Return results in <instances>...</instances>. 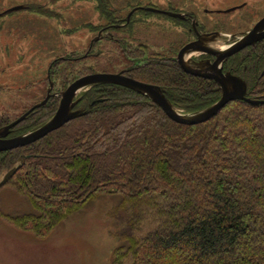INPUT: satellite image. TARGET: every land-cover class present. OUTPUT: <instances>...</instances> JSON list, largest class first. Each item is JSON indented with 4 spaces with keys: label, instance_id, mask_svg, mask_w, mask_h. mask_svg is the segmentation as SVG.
<instances>
[{
    "label": "trees",
    "instance_id": "trees-1",
    "mask_svg": "<svg viewBox=\"0 0 264 264\" xmlns=\"http://www.w3.org/2000/svg\"><path fill=\"white\" fill-rule=\"evenodd\" d=\"M94 1L101 19L121 17L110 0ZM22 9L51 16L44 6ZM257 52L264 60V48ZM96 56L84 51L55 59L46 87L51 81L53 91L64 90L79 77L119 68L118 52L111 62L108 54ZM158 66L157 84L183 113L219 100L214 81L186 76L175 64ZM247 92L264 100V74L248 81ZM79 97L78 109L92 105L86 115L33 144L0 152V180L21 165L6 184L14 181L31 207L5 221L44 238L98 194L117 193L121 201L108 216L119 225L114 236L121 244L111 264H264V104L229 102L210 120L185 126L121 86L97 85ZM58 102L49 98L9 137L40 127ZM19 116L0 114V128Z\"/></svg>",
    "mask_w": 264,
    "mask_h": 264
},
{
    "label": "rangeland",
    "instance_id": "rangeland-1",
    "mask_svg": "<svg viewBox=\"0 0 264 264\" xmlns=\"http://www.w3.org/2000/svg\"><path fill=\"white\" fill-rule=\"evenodd\" d=\"M135 1L110 0V7L124 9ZM149 1L158 7L168 2L183 5L198 18L204 17V0ZM208 1L211 7L219 0ZM223 1L224 6L233 3ZM32 4L48 8L51 16L24 9L9 11ZM95 8L94 0H0V114L19 116L43 100L50 63L86 51L94 35L88 26L101 23ZM156 26L161 30L170 27L168 23L157 25L152 19L146 33H155ZM120 201L117 193L98 194L44 238H37L3 218L31 212L27 197L14 181L5 184L0 188V264H111L112 252L121 241L114 236L119 225L108 212Z\"/></svg>",
    "mask_w": 264,
    "mask_h": 264
},
{
    "label": "flooded vegetation",
    "instance_id": "flooded-vegetation-1",
    "mask_svg": "<svg viewBox=\"0 0 264 264\" xmlns=\"http://www.w3.org/2000/svg\"><path fill=\"white\" fill-rule=\"evenodd\" d=\"M221 1L219 0L217 4L213 2L211 7H208L210 2L204 0L205 5L202 10L204 17L202 18H198L192 10L183 5L174 6L169 2L163 7H158L149 0H138L135 3L126 4L124 9H116L121 17L114 23L99 17L101 23L92 25L98 29L93 32L94 35L88 42L86 56L91 55L95 58L96 55L108 54L109 62H111L113 55L118 52L119 68L111 74H121L144 84L158 86L166 97L165 92L168 88L157 84L158 71L155 72L154 68L159 67L158 65L175 64L178 70L184 73L177 62V54L183 46L197 41L205 34H215L217 36L214 37V35V38H206L207 43L202 48H210V51L214 52L222 51L242 39L264 17V9H262L264 0H232L233 3L229 6L222 5ZM96 4L94 1L95 7ZM152 19L157 25L168 23L170 27L161 30L156 26L155 33L147 34V25ZM114 30H118L119 33L117 34ZM167 30L170 32L167 33ZM97 37L99 39L95 41ZM97 43L100 44L97 45ZM262 47L264 48V38L257 41L254 46H246L230 55L221 62V71L241 78L248 88V81L264 74V60L260 57V52H257ZM188 58L195 62L209 61L213 67L219 64L217 56L201 52L193 53ZM150 69L153 73L147 75L148 77L141 74ZM184 74L191 77L187 73ZM53 89L54 86L51 97H57L55 94L63 91H53ZM78 102L74 110H78ZM8 138L12 137L8 135Z\"/></svg>",
    "mask_w": 264,
    "mask_h": 264
},
{
    "label": "water",
    "instance_id": "water-1",
    "mask_svg": "<svg viewBox=\"0 0 264 264\" xmlns=\"http://www.w3.org/2000/svg\"><path fill=\"white\" fill-rule=\"evenodd\" d=\"M20 9H22V7L17 6L9 11H17ZM214 35L215 34H205L204 36L199 37L197 41L183 46L177 54L178 66L184 73L194 77L214 81L218 85L221 95L219 100L212 105L197 111L183 113L182 111L177 110L170 103V101L165 97L163 90L158 86L144 84L126 78L121 74H87L77 78L71 82L65 90L55 94L59 97L57 109L44 124L33 131L8 138V135L14 126L22 122L34 109L42 107L48 99L53 96L51 93L53 84L52 82H49L46 95L41 102L32 106L27 112L19 116L10 124L0 128V152L10 151L33 144L34 142L44 138L47 134L61 128L68 122L86 115L92 105L87 111L82 109L74 110L73 108L80 100L79 95L94 85L112 84L132 90L140 96L148 99L154 105L158 106L171 121L185 126H194L210 120L229 102L239 100L250 105L264 104V100L248 98L246 83L241 78L233 76L230 73H223L221 71V62L227 57L237 53L246 46H254L257 41L264 38V17L242 39L222 51L214 52L210 51V48H202V46L207 43L206 38L213 37ZM216 36L217 35L214 37ZM98 39L99 37L95 38V41ZM196 52L217 56L219 59L218 66L213 67L209 61L195 62L194 60L188 58L189 55ZM94 103L95 101L92 104ZM20 167L21 165H17L3 175L0 180V188L10 181Z\"/></svg>",
    "mask_w": 264,
    "mask_h": 264
}]
</instances>
